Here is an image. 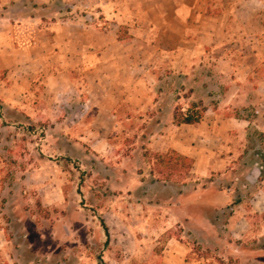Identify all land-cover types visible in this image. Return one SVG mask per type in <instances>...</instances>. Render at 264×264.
Instances as JSON below:
<instances>
[{
  "label": "rangeland",
  "instance_id": "374dc122",
  "mask_svg": "<svg viewBox=\"0 0 264 264\" xmlns=\"http://www.w3.org/2000/svg\"><path fill=\"white\" fill-rule=\"evenodd\" d=\"M105 1L51 0L45 5L51 10L49 17L82 19L106 31L111 29L112 20L108 19ZM253 9L251 26L258 25V30L245 29V23L236 27L233 22L235 28L229 32L226 47L207 49L194 66L196 71L177 72L166 54L159 55L153 68L157 79H147L155 85L157 105L139 112L124 104L118 109L120 117L116 125L106 121L101 129L77 126L71 122V109H56L43 98L34 97L36 100L25 111L0 98V212L10 255L9 258L4 249L0 250V264H98L99 256L108 264H158L164 247L183 245L192 249L187 259L204 254L218 257L213 252L215 246L223 250L219 259L224 262L220 264L261 263L251 254L236 251L241 243L248 249L259 243L241 240L227 247L230 238L226 224L230 217L223 215L226 208L219 210L217 216L222 215L215 225L222 242L198 237L199 230L208 232L204 225L181 221L187 215H204L211 222V216L216 215L211 204L194 208L190 203L188 214L180 213L177 217L172 214L169 206L179 201L181 194L192 195L198 185L207 186L215 175L189 181L193 166L187 171L185 160L172 154L176 151H169L171 155L165 158L166 162L157 161L156 166V152L149 146L151 136L170 128L166 126V119L172 112L175 116L176 108L189 113L204 107L217 109L234 86L236 98L241 94L249 98L255 93L262 78L261 66L245 81L236 79L235 84L229 78L233 76L230 59L236 66L246 55L261 52L264 0L256 2ZM127 27V24L121 25V38L127 37ZM223 57L229 61H222ZM261 58L257 57L258 63ZM6 76L1 70L0 78L4 80ZM197 81L201 82L203 92L194 95ZM219 113L250 120L259 116L252 104L244 109L230 105ZM257 131L260 130L255 126L249 128L236 173L228 178L219 175L216 181L217 184L232 182L243 191L247 201L260 187L246 180L250 166L257 162L256 153H264V138ZM86 132V139H81L79 136H85ZM171 157L177 159L173 162L178 164L177 169L167 162ZM155 178L160 182L151 185ZM174 185L180 187L181 193L177 188L172 190ZM262 216L264 213L253 214V221L261 224ZM170 217H173L172 223L167 219ZM102 219L110 231L107 246Z\"/></svg>",
  "mask_w": 264,
  "mask_h": 264
},
{
  "label": "crops",
  "instance_id": "0c3cea01",
  "mask_svg": "<svg viewBox=\"0 0 264 264\" xmlns=\"http://www.w3.org/2000/svg\"><path fill=\"white\" fill-rule=\"evenodd\" d=\"M258 1L106 0L104 8L112 27L105 31L82 19L49 17L51 10L45 4H50L51 0H0V71L7 74L4 80L0 78V98L24 111L34 103V97L43 98L56 109H71V122L77 126L101 129L106 121L116 125L120 117L118 109L124 104L139 112L157 105L155 85L147 79L156 81L157 72L153 68L159 55L166 54L177 72L196 71L194 66L207 49L226 47L234 23L236 27L245 23V29L258 30V25L251 26L255 15L253 6ZM122 24L128 25L126 38L120 37ZM260 27L264 30L263 23ZM261 46V52L246 55L236 66L231 59L229 64L233 73L229 78L235 84L236 79L245 81L261 66L262 78L253 95L248 98L241 94L236 98V86L230 87L226 100L219 102L217 109L208 107L201 121L195 124H176L172 112L165 123L170 128L151 136L149 146L154 152L176 151L192 158L189 181L215 175L207 186L198 185L192 195L181 194L179 201L169 206L172 214L176 217L180 213L188 214L190 203L194 208L211 204L222 210L238 198L239 202L229 208L231 215L226 225L230 242H225L227 247L241 240L259 243L250 249L241 243L236 251L251 254L264 264V216L261 224L253 221V214L264 213L262 166L255 162L246 175L250 184L260 185L249 201L232 182L216 183L219 175L228 178L236 173L249 128L255 126L264 133V39ZM257 57H262L261 63ZM224 59L222 61H229ZM196 86L194 95L203 92L200 81ZM248 104L255 106L259 113L255 120L219 113L223 107L232 105L244 109ZM85 134L79 137L84 140L88 132ZM137 175L142 181L141 175ZM167 219L173 222V217ZM181 221L182 224L192 221L204 225L208 232L201 229L196 233L198 237L222 242V236L206 216L187 215ZM2 223L0 212V250L4 249L10 258L9 240ZM191 250L187 245L166 246L158 264H220L217 258L223 254V250L214 246L213 252L218 257L204 254L187 259Z\"/></svg>",
  "mask_w": 264,
  "mask_h": 264
},
{
  "label": "trees",
  "instance_id": "16d2710c",
  "mask_svg": "<svg viewBox=\"0 0 264 264\" xmlns=\"http://www.w3.org/2000/svg\"><path fill=\"white\" fill-rule=\"evenodd\" d=\"M194 107H196V105H195ZM205 111H206V108H205V107L202 108L201 111H196V112H194V113H193V112H191V113H189V112H184L181 108H176V113H175V116H174L175 123H176V124H183V123H186V124H195V123H199V122L201 121V119L203 118ZM258 133H259V135H260L261 137L264 138V133H263V132H261V131H257V134H258ZM172 154H175V155L181 157V159L185 160V162L187 163V166H186V170H187V171L190 170V168L193 166V159H192V158H189V157H186V156H182V155L178 154L177 152H173ZM170 155H171L170 152H169V153H168V152H167V153H158V152H156V153L154 154L155 165L157 166V164H156L157 161H160V162H166L165 158L170 157ZM256 156H258V158H257V160H255V161H257V162L262 166L261 176H264V153H259V152H257V153H256ZM175 160L177 161V159H174L173 157H171L170 159H168L167 162H168V163H173V162H175ZM258 160H259L260 162H259ZM171 167H173V169H174V168L177 169V168H178V164H177V163H173ZM169 170H171V169H169ZM157 182L159 183L160 180L155 178V179H153V180L151 181V184H152V183H157ZM158 183H157V184H158ZM176 188H177V191L180 190L179 193H181V189H180V187H178V186H176V185H174V186L172 187V190H173V189L176 190ZM238 202H239V199H238V198H235V200L233 201V203H232L230 206H228V207L226 208V210H224V214H223V215L230 216V215H231V211H228L229 208H230L231 206H233L234 204L238 203ZM218 212H219V210L215 208L214 213H215L216 215L211 216V222H212V224H214V225L219 224V222L217 221V218H218L219 216L222 215V214H220V215L217 216V214H219ZM226 212H227V213H226ZM101 222H102V226H103V228H104V230H105V234H106V236H107V239H106V241H105V245L107 246V245H109V243H110V231H109V228H108L107 224L105 223V221H104L103 219L101 220ZM205 255H207V254H205ZM98 260H99L98 264H108V263L103 259L102 256H99V257H98ZM217 260H218L220 263H221V262H224L223 260H220L219 258H217Z\"/></svg>",
  "mask_w": 264,
  "mask_h": 264
}]
</instances>
